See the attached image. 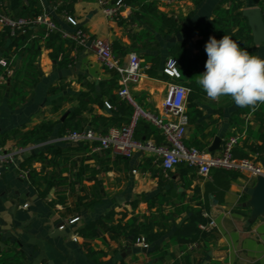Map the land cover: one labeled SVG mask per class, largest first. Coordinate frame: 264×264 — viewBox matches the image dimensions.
Instances as JSON below:
<instances>
[{"label":"crops","instance_id":"crops-1","mask_svg":"<svg viewBox=\"0 0 264 264\" xmlns=\"http://www.w3.org/2000/svg\"><path fill=\"white\" fill-rule=\"evenodd\" d=\"M12 1L0 0V10L14 17L20 12L33 15L46 11L59 31L72 34L81 29L87 40L80 44L66 38L70 42L56 43L52 48L46 45L44 26L33 27L30 38L36 41L35 64L40 75L31 88H26L25 101L10 100V78L22 67L28 53L22 49L24 46L13 43L24 31L13 37L8 28L0 25L4 39L0 61L7 62V66L0 64V140L6 132L22 134L42 122L54 123L45 141L37 140V133L25 144L20 143L19 136L0 141L3 151L24 149L15 155L13 163L0 164V261L9 254H22L26 264H118L121 260L124 264H183L180 259L184 250L170 241V236L188 214L187 209L202 203V213L213 219L216 227L206 248L199 244L189 251V264H264V215H251L246 191L256 182L253 172L228 170V176L223 169L215 168L204 179L194 169L185 171L184 164L165 172L150 153L135 151L130 157H122L109 150L93 151L95 142H69L63 139L69 128L61 129L64 121H72L76 108L81 109L83 129L104 122L108 127L121 125L128 120L125 107L130 105L117 93V73L107 69L92 48L91 41L101 38L110 43L114 57L123 63L131 53L138 55L143 72L130 93L141 107L157 114H162L170 82L163 67L170 57L175 58L180 73L176 81L188 88L185 143L219 154L226 138L242 134L237 146L247 142L251 146L247 158L264 172V153L258 150L264 145L258 136L264 133L263 129L259 131L264 104L252 110L236 106L227 96L213 101L196 83L198 75L206 71L207 56L203 52L208 36H215L212 23L216 7L227 9L238 1L241 10L260 8L264 17V0H123L124 5L114 16L105 14L106 4L99 0H18L15 9L10 6ZM107 1L111 4L115 0ZM68 16L76 23H70ZM161 16L170 19L176 29L163 22ZM179 44L187 51L180 58L175 51ZM253 44L254 55L264 59V42ZM150 127L155 130L151 124ZM215 137L220 140L210 151ZM148 138L160 139L157 132ZM49 144L73 148L85 144L86 150L73 152L67 162L57 158L58 168L50 162L49 155L45 163L29 160ZM31 170L38 173L37 178L53 174L56 185L43 195L46 182L34 183ZM215 175L218 180L214 181ZM225 176L228 188H219V193L205 199V184H220ZM90 200L97 201L76 210V206ZM109 211L114 212L113 223L125 221L132 214H178L157 241L167 245L168 256L161 260L151 257L150 252L129 253L131 240L121 236L111 239L104 233L103 237L89 239L77 234L79 227ZM73 218L77 220L69 223ZM57 228L72 234L59 235L55 233Z\"/></svg>","mask_w":264,"mask_h":264},{"label":"built area","instance_id":"built-area-1","mask_svg":"<svg viewBox=\"0 0 264 264\" xmlns=\"http://www.w3.org/2000/svg\"><path fill=\"white\" fill-rule=\"evenodd\" d=\"M104 6L105 14L114 16L124 5L123 0H115L108 4L107 0H99ZM67 20L75 24L76 21L68 16ZM0 25L8 28L10 35L14 36L23 32L26 28L37 25H43L45 35L49 32L59 31L51 16L42 11L31 17H14L0 10ZM61 32V31H60ZM65 38H71L77 43H85L87 40L86 33L77 29L74 33L61 32ZM92 48L96 53L99 61L109 70L117 73L118 95L125 100L131 107L132 113L128 121L121 125H111L104 133H99L85 128L81 131L70 130L63 135V139L69 142H95L92 145L93 151L109 150L114 154L122 157H130L135 151H145L154 155L159 166L163 171L172 170L179 164H185L195 170L202 178H208L212 169H224L234 171H251L254 174H264L249 158H236L233 156V149L238 144L242 134L231 135L223 142L221 152L213 154L205 149H199L195 146L185 143L189 116L186 109V98L188 88L178 83L176 80L180 77L178 71V62L175 58L170 57L164 64L163 72L170 78L167 84L163 102L162 114L141 107L130 93V88L139 81L143 67L136 53H131L127 62L123 63L116 59L112 53L111 45L108 41L95 38L91 41ZM175 62V63H174ZM2 66H7L6 60H1ZM10 73V71H7ZM106 107H110L106 103ZM256 110V109H255ZM144 120L151 124L158 135L160 141L152 138L137 139L134 136L135 128L138 121ZM24 149L18 148L15 152H6L0 148V164L13 163L15 155L21 153ZM203 216L208 219L205 224H199L201 229H214L216 224L206 213ZM77 218L69 220L74 222ZM59 228H62L60 226ZM140 246H148L147 243L140 239L136 243ZM199 246L198 242H191L187 245V251H191Z\"/></svg>","mask_w":264,"mask_h":264},{"label":"trees","instance_id":"trees-1","mask_svg":"<svg viewBox=\"0 0 264 264\" xmlns=\"http://www.w3.org/2000/svg\"><path fill=\"white\" fill-rule=\"evenodd\" d=\"M3 1V0H1ZM18 0H13V4H10L12 8L15 9V5ZM242 4L240 2H232L230 6L227 9L216 7L214 10V21H213V31L215 33V38L217 40L221 39L223 35L227 34L230 35L239 45L241 48L249 51L251 50L252 54H254V44L252 40L251 35V29L246 21V18L242 15L241 10ZM37 14H26L24 12H20L18 14V17H31L35 16ZM161 19L163 22H166V24H171L174 27V24L170 23V19L165 18L164 16H161ZM176 29V27H174ZM33 32V27L30 26L26 28L23 32V34L17 36L14 38L13 43L16 45V47H22L28 54L27 59L24 61L22 67L19 70H16L13 75L11 76V82H10V88H9V98L10 100L14 98L20 99V101H25V97L27 96L25 91L27 87H32L39 78V73L37 71V66L35 64L36 56H37V46L35 44V40H32L31 34ZM43 35V32H41ZM14 37V36H13ZM208 36V40H209ZM29 39V40H28ZM26 46L23 45L24 41H26ZM46 45L48 47H52L59 43L60 45L63 44V42H70V39H66L62 37V33L60 31L55 32H49L45 36ZM208 42V41H207ZM4 45V39L3 35L0 34V50L3 48ZM176 54L180 57H183V54H186L187 51L184 49V46L182 44H179L178 47H176ZM175 54V53H174ZM205 56H207L206 52H203ZM50 55L53 57V52L50 53ZM67 60L66 58L64 59ZM52 92V90H51ZM125 110L129 113V117L132 113V107L126 106ZM81 109L76 108L72 112V121H64L62 123L61 129L64 130L66 128H69V130H76L81 131L85 127L84 120L80 117ZM128 117V119H129ZM128 121V120H127ZM101 125L90 127L96 132L104 133L108 126L104 122ZM54 123L51 122H42L39 124L37 128H35L32 131H27L25 133L19 134L17 131L13 132H6L4 133L3 137L0 141H4L6 137H20V143L25 144L29 137H31L34 133L36 134L37 140L45 141L48 139V136L50 135V132L52 130ZM260 129H263L264 132V120H261L260 122ZM110 126V125H109ZM156 130H153V128L150 127V124L144 120L138 121L134 136L137 139L143 140L147 139L150 135L156 133ZM158 134V133H157ZM258 136L264 141V133L261 135V132H259ZM160 138V136H159ZM161 138L158 140L160 141ZM188 145L195 146L199 149H202L198 145H193L186 143ZM85 144L79 146V147H70V146H59L54 144L46 145L41 149V151L37 154H32L29 157V160H34L38 162L45 163L47 160V155L50 156L49 160L50 162L58 168V165L56 164L57 158H62L65 160V162L68 161L70 155L73 152H79L80 150L83 152V150H86ZM248 150H251V146L247 144V142H244L242 147H238L237 145L234 147L232 153L233 156L236 158H247L248 157ZM256 150V149H255ZM259 151L264 153V145L263 147L258 149ZM29 160H26L29 162ZM185 165V164H184ZM185 171L190 170V167L186 165V167L183 168ZM182 169V170H183ZM192 169V168H191ZM224 170V169H223ZM60 171V169H59ZM226 175H230L231 171L224 170ZM83 173V168L80 169V174ZM29 175L31 177V180L34 183L45 181L46 182V188L43 191V195L47 192V190L51 187L56 185V183L53 181L54 175L50 176H41L37 178L38 173L35 172V170L29 171ZM226 178L221 179L220 184H216L215 182H207L205 184L204 188V197L205 199L208 198L209 194L216 195L219 193V188L222 189V191H225L228 188L229 180ZM218 177L214 176V181L218 180ZM38 179V180H37ZM161 200V199H160ZM58 201H62V198L58 199ZM97 200H90L88 202H85L79 206H76V210H79V208L82 207H89L93 205ZM149 205H151V201H148ZM199 206L196 208H188L187 212L188 214L183 218L181 223H179L173 233L170 236V241L174 243H178L180 245L181 250H184V254L181 256L182 263L183 264H189L188 262V254L189 251H187V245L191 242H198L200 246L206 248L208 245L209 240L212 237V230L213 229H201L199 227V224H205L208 219L203 216V206L202 203L198 204ZM179 213V212H178ZM113 211H109L108 213L100 216L97 219L91 220L87 223H85L83 226L79 227L76 232L80 236L94 239V238H100L103 237L104 233H107L108 236L111 239H116L118 237H124V238H130L131 237V244H136L140 239H143L145 243L148 245H151L154 247V249L149 253L151 257H158L161 260H163L166 256H168V250L166 244H157V241L164 235L165 230L168 228L169 223H173L178 216V214L175 213H167L163 214L160 212L158 216H144V215H137L132 214L128 219L123 221L122 219L118 220L116 223H113ZM124 217V215H123ZM172 257H175L174 254H170ZM177 261V259H176ZM0 264H26L22 254L14 255L9 254L7 255L6 259L1 260ZM118 264H124L123 260L120 261Z\"/></svg>","mask_w":264,"mask_h":264},{"label":"clouds","instance_id":"clouds-1","mask_svg":"<svg viewBox=\"0 0 264 264\" xmlns=\"http://www.w3.org/2000/svg\"><path fill=\"white\" fill-rule=\"evenodd\" d=\"M205 52L206 71L196 83L208 99L219 101L227 96L236 106L252 110L264 104V59L241 48L227 34L219 40L209 37Z\"/></svg>","mask_w":264,"mask_h":264},{"label":"water","instance_id":"water-1","mask_svg":"<svg viewBox=\"0 0 264 264\" xmlns=\"http://www.w3.org/2000/svg\"><path fill=\"white\" fill-rule=\"evenodd\" d=\"M242 15L247 19V23L251 29L252 40L255 44L264 42V17L260 8H246L242 10ZM220 138L215 137L209 150L212 151L218 144ZM247 193L250 196L248 205L251 207V215L254 218L264 215V174L256 176L254 186L247 188ZM55 233L63 236H70L72 232L66 230H59L57 228ZM131 240V237L129 238ZM154 249L153 246L131 245L128 250L129 253H149Z\"/></svg>","mask_w":264,"mask_h":264}]
</instances>
